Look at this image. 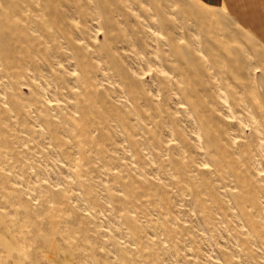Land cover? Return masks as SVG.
Wrapping results in <instances>:
<instances>
[{
  "label": "rangeland",
  "instance_id": "rangeland-1",
  "mask_svg": "<svg viewBox=\"0 0 264 264\" xmlns=\"http://www.w3.org/2000/svg\"><path fill=\"white\" fill-rule=\"evenodd\" d=\"M0 264H264V45L201 0H0Z\"/></svg>",
  "mask_w": 264,
  "mask_h": 264
},
{
  "label": "crops",
  "instance_id": "crops-1",
  "mask_svg": "<svg viewBox=\"0 0 264 264\" xmlns=\"http://www.w3.org/2000/svg\"><path fill=\"white\" fill-rule=\"evenodd\" d=\"M232 14L237 23L264 45V0H201Z\"/></svg>",
  "mask_w": 264,
  "mask_h": 264
}]
</instances>
